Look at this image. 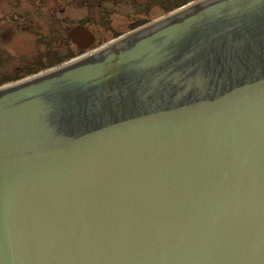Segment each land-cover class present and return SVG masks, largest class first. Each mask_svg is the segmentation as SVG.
Segmentation results:
<instances>
[{"label":"water","instance_id":"obj_1","mask_svg":"<svg viewBox=\"0 0 264 264\" xmlns=\"http://www.w3.org/2000/svg\"><path fill=\"white\" fill-rule=\"evenodd\" d=\"M0 264H264V0L0 86Z\"/></svg>","mask_w":264,"mask_h":264},{"label":"flooded vegetation","instance_id":"obj_2","mask_svg":"<svg viewBox=\"0 0 264 264\" xmlns=\"http://www.w3.org/2000/svg\"><path fill=\"white\" fill-rule=\"evenodd\" d=\"M8 1L11 2V18H8L11 20V34L22 26L19 29L23 35L15 36V45H25L26 38L28 42L42 49L41 52L38 50L36 58L51 59L47 63L40 62L37 72L61 64L64 60H52L57 58L61 49H65V54L60 57L67 59L90 54L102 46L100 38L104 39L106 33H110L111 38L115 40L174 11L176 5V0ZM45 23L48 30L43 33L42 26ZM32 25L35 29L30 28ZM79 26L92 35V41L82 42L83 47L75 44L70 35L72 30ZM11 57H16L13 50Z\"/></svg>","mask_w":264,"mask_h":264},{"label":"rangeland","instance_id":"obj_3","mask_svg":"<svg viewBox=\"0 0 264 264\" xmlns=\"http://www.w3.org/2000/svg\"><path fill=\"white\" fill-rule=\"evenodd\" d=\"M193 1L194 0H176V5H175L174 10L181 8L185 6L186 4H189ZM98 16L99 14H97V18H99ZM8 18H11V2L8 0H0V86L16 81L15 78H18L19 80V79L25 78L29 75L36 73L37 72L36 69H39L38 66L40 62L43 64L51 60V59L42 60V59L36 58L35 56L37 55V52L39 51L41 52L42 49L41 48L39 49L37 45L28 42L26 38L24 39L25 45L24 44L15 45L14 43L15 36L23 35V33L21 32V29H19V28H22V26L20 25L11 34V20ZM30 28L35 29V26L32 25ZM42 30H43V33L48 30V25L46 23L42 26ZM112 40L114 39L111 38L110 33H106V36H104V39L100 38V41H101L100 43L101 45H103ZM11 50H13L16 57H11ZM63 50L65 49H61V51H58L57 55L59 57L57 56V58L52 59L54 60V62H57L60 60H64L63 62H66L68 60L73 59V58L67 59L66 57H60L65 54ZM39 71H42V70H39Z\"/></svg>","mask_w":264,"mask_h":264},{"label":"trees","instance_id":"obj_4","mask_svg":"<svg viewBox=\"0 0 264 264\" xmlns=\"http://www.w3.org/2000/svg\"><path fill=\"white\" fill-rule=\"evenodd\" d=\"M2 84H3V83H2ZM2 84H1V85H2Z\"/></svg>","mask_w":264,"mask_h":264}]
</instances>
